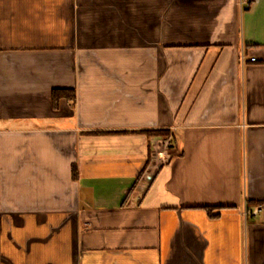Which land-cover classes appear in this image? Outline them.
<instances>
[{
	"label": "crops",
	"instance_id": "1",
	"mask_svg": "<svg viewBox=\"0 0 264 264\" xmlns=\"http://www.w3.org/2000/svg\"><path fill=\"white\" fill-rule=\"evenodd\" d=\"M0 264H264V0H0Z\"/></svg>",
	"mask_w": 264,
	"mask_h": 264
},
{
	"label": "trees",
	"instance_id": "2",
	"mask_svg": "<svg viewBox=\"0 0 264 264\" xmlns=\"http://www.w3.org/2000/svg\"><path fill=\"white\" fill-rule=\"evenodd\" d=\"M68 98L69 100L75 101L76 99V94L74 89H55L53 91V100H54V106L58 108V104L61 98ZM150 133H155L156 131H148ZM161 134H170V130H161ZM210 213L211 216H215L212 212V208L205 206Z\"/></svg>",
	"mask_w": 264,
	"mask_h": 264
},
{
	"label": "built area",
	"instance_id": "3",
	"mask_svg": "<svg viewBox=\"0 0 264 264\" xmlns=\"http://www.w3.org/2000/svg\"><path fill=\"white\" fill-rule=\"evenodd\" d=\"M256 59H257L256 57H253L252 61H256ZM262 209H263V207H262V205H260L259 207L254 209L253 213L257 215L258 213H260L262 211Z\"/></svg>",
	"mask_w": 264,
	"mask_h": 264
},
{
	"label": "rangeland",
	"instance_id": "4",
	"mask_svg": "<svg viewBox=\"0 0 264 264\" xmlns=\"http://www.w3.org/2000/svg\"><path fill=\"white\" fill-rule=\"evenodd\" d=\"M245 2H243V4H244ZM166 146H167V144H166ZM168 147V146H167Z\"/></svg>",
	"mask_w": 264,
	"mask_h": 264
}]
</instances>
